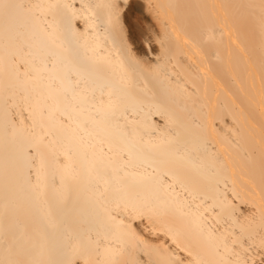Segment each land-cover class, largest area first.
Instances as JSON below:
<instances>
[{
    "label": "bare ground",
    "instance_id": "1",
    "mask_svg": "<svg viewBox=\"0 0 264 264\" xmlns=\"http://www.w3.org/2000/svg\"><path fill=\"white\" fill-rule=\"evenodd\" d=\"M0 264H264V0H0Z\"/></svg>",
    "mask_w": 264,
    "mask_h": 264
},
{
    "label": "rangeland",
    "instance_id": "2",
    "mask_svg": "<svg viewBox=\"0 0 264 264\" xmlns=\"http://www.w3.org/2000/svg\"><path fill=\"white\" fill-rule=\"evenodd\" d=\"M128 19H126L127 30L130 36L132 37V46L142 54L144 48L142 43H140V37L145 26L149 23V18L145 14L144 9L141 5H136L130 12L126 13ZM152 48V47H151ZM154 50V48H153ZM152 50V51H153Z\"/></svg>",
    "mask_w": 264,
    "mask_h": 264
}]
</instances>
